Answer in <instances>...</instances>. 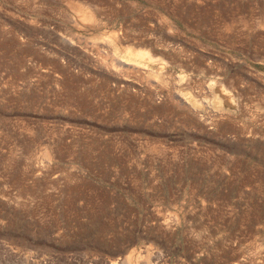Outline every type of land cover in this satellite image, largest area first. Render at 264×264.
<instances>
[{"label": "rangeland", "instance_id": "374dc122", "mask_svg": "<svg viewBox=\"0 0 264 264\" xmlns=\"http://www.w3.org/2000/svg\"><path fill=\"white\" fill-rule=\"evenodd\" d=\"M0 264H264V0H0Z\"/></svg>", "mask_w": 264, "mask_h": 264}, {"label": "bare ground", "instance_id": "6f19581e", "mask_svg": "<svg viewBox=\"0 0 264 264\" xmlns=\"http://www.w3.org/2000/svg\"><path fill=\"white\" fill-rule=\"evenodd\" d=\"M85 18H86L87 20L90 21L91 18H92V16L90 17V15H85ZM219 93H220V92H219ZM221 93H222V98H224V99L226 100V102H227V101H230V100H229V99H230V98H229V97H230L229 94L224 93V91H222V90H221Z\"/></svg>", "mask_w": 264, "mask_h": 264}]
</instances>
